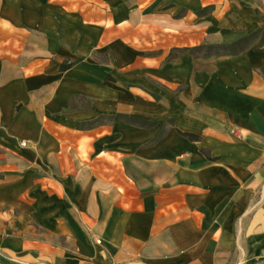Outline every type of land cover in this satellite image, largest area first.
<instances>
[{
    "label": "rangeland",
    "instance_id": "obj_1",
    "mask_svg": "<svg viewBox=\"0 0 264 264\" xmlns=\"http://www.w3.org/2000/svg\"><path fill=\"white\" fill-rule=\"evenodd\" d=\"M259 27L250 51L264 48V0H0V82L25 73L26 65L42 56L93 60L99 68L96 78L72 76L88 83L75 81L65 107L57 105L48 123L33 129L26 125L14 129L12 120L20 105L2 101L0 264H24L20 246L31 244L35 235L43 240L47 253L52 242L65 244L63 236H51L49 227L34 215L22 214L26 205L38 203L37 196L54 190L52 173L67 168L63 163H39L50 145L78 142L85 151L88 142L102 140L113 130V138L130 148L106 151L99 166L118 183H124L121 173L146 180L164 167L148 160L153 148L156 155L170 159L172 175L178 160L189 173L200 157L213 156L214 110L202 97L209 91L214 59L228 56L240 47L229 42ZM202 42L220 45L204 53L180 49ZM86 67L88 72L90 65ZM117 113L156 122L138 126L114 120ZM178 129L201 138L190 140ZM67 149L60 155L67 157ZM263 187L264 180L258 185L247 181L240 185L239 195L214 196L219 199L214 213V264H264V242L252 250L249 242L257 231L253 225L259 218L256 206L264 198ZM5 239H14L16 246L6 247ZM31 245L30 254L35 252Z\"/></svg>",
    "mask_w": 264,
    "mask_h": 264
},
{
    "label": "crops",
    "instance_id": "obj_2",
    "mask_svg": "<svg viewBox=\"0 0 264 264\" xmlns=\"http://www.w3.org/2000/svg\"><path fill=\"white\" fill-rule=\"evenodd\" d=\"M227 55L214 59L209 91L202 97L214 110L211 147L216 158L200 157L189 173L178 160L172 175L170 159L156 155L153 148L148 160L164 167L146 180L121 173L124 183L116 182L99 166L106 151L130 148L113 138V130L102 140L88 142L85 151L78 142H60L50 145L46 156H39L41 165L63 163L67 168L52 173L54 190L37 196L38 203L26 205L22 214L34 215L49 227L51 236H63L65 244L52 242L47 253L43 240L35 235L34 253L30 254L32 243L20 246L24 264H44L47 259L51 264H214V213L219 201L214 196L239 195L242 183L258 185L264 180V50ZM65 58L42 56L29 62L25 73L0 82V109L4 99L20 105L12 120L14 129L47 124L53 109L65 107L75 91L78 80L72 76L98 77L93 60L78 59L61 70ZM64 148L67 157L60 155ZM260 195L264 196V187ZM257 205L259 218L253 225L257 231L255 238L250 237V248L253 242L257 246L264 242V198ZM4 245L15 247L16 241L5 239Z\"/></svg>",
    "mask_w": 264,
    "mask_h": 264
},
{
    "label": "trees",
    "instance_id": "obj_3",
    "mask_svg": "<svg viewBox=\"0 0 264 264\" xmlns=\"http://www.w3.org/2000/svg\"><path fill=\"white\" fill-rule=\"evenodd\" d=\"M260 31L261 28H256L251 32H248L244 35H241L239 37H237L236 39L232 40L231 42H229L227 45L233 46V45H240L239 48H235L234 50H232L230 52V54H237L240 53L242 51H245L250 45H252L257 37L260 35ZM217 45H220V43H206V42H202V43H198L195 45H186V46H182L180 49L182 50H186L188 51L190 54L191 53H195V52H206L208 49H210L211 47H216ZM206 48H208L206 50ZM259 49H264V48H259ZM212 53H217L216 51H209L207 54H212ZM78 62V59H69V58H65L64 60L61 61L60 63V69L61 70H65L67 68L72 67L73 65H75ZM172 118V117H171ZM113 119H123L124 121H127L129 123L138 125V126H150L152 124H154L156 121L154 119L151 118H145V117H141V116H133V115H128L126 113H117L113 115ZM178 131L180 133H182L183 135H185L187 138H189L190 140H198L200 139V135L196 132L193 131H183L178 129ZM161 133V132H160ZM159 133V134H160ZM208 158L210 159H214L216 157L211 156V155H207Z\"/></svg>",
    "mask_w": 264,
    "mask_h": 264
},
{
    "label": "bare ground",
    "instance_id": "obj_4",
    "mask_svg": "<svg viewBox=\"0 0 264 264\" xmlns=\"http://www.w3.org/2000/svg\"><path fill=\"white\" fill-rule=\"evenodd\" d=\"M257 242H253V244H252V246L255 248V247H257Z\"/></svg>",
    "mask_w": 264,
    "mask_h": 264
},
{
    "label": "built area",
    "instance_id": "obj_5",
    "mask_svg": "<svg viewBox=\"0 0 264 264\" xmlns=\"http://www.w3.org/2000/svg\"><path fill=\"white\" fill-rule=\"evenodd\" d=\"M22 143H25V140H23Z\"/></svg>",
    "mask_w": 264,
    "mask_h": 264
}]
</instances>
